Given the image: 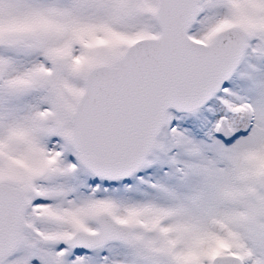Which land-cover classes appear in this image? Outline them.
I'll return each instance as SVG.
<instances>
[{
  "label": "snow or ice",
  "instance_id": "obj_1",
  "mask_svg": "<svg viewBox=\"0 0 264 264\" xmlns=\"http://www.w3.org/2000/svg\"><path fill=\"white\" fill-rule=\"evenodd\" d=\"M0 264H264V0H0Z\"/></svg>",
  "mask_w": 264,
  "mask_h": 264
}]
</instances>
